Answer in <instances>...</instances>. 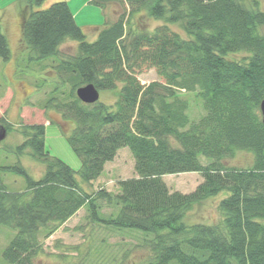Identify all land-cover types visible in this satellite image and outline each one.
Instances as JSON below:
<instances>
[{"label": "trees", "instance_id": "1", "mask_svg": "<svg viewBox=\"0 0 264 264\" xmlns=\"http://www.w3.org/2000/svg\"><path fill=\"white\" fill-rule=\"evenodd\" d=\"M27 1L22 31L34 54L30 59L52 60L56 72L45 107L74 121L68 142L82 165L76 172L46 151L44 124L21 125L25 139L11 153L19 157L30 150L46 170L35 180L19 163L0 166L26 181V190L13 192L0 178V225L16 231L4 251L7 263L34 264L43 249L42 233L52 235L87 207L94 222L151 234L145 240L151 258L144 264H264V11L259 0H119L124 12L107 21L94 41L77 24L67 0L46 9H37L46 0ZM109 1L92 3L106 15ZM141 13L163 23L137 29L131 18ZM174 24H181L187 37L174 31ZM68 40L78 43L77 54L64 58L61 46ZM238 52L249 56L243 62L228 59ZM0 58H11L1 24ZM150 69L159 80L143 84L139 75ZM88 84L100 93L117 92L116 100L83 103L76 91ZM190 94L204 110L196 120L189 115ZM0 126L9 132L12 124L1 118ZM125 147L137 176L120 180L116 195L87 192L83 184L97 180ZM238 151L254 154L250 169L222 163ZM201 157L212 162L204 165ZM189 172L203 177L192 193L172 192L163 179ZM223 191L228 195L218 204L220 224L186 223L196 205ZM98 200L115 201L118 213L101 218Z\"/></svg>", "mask_w": 264, "mask_h": 264}, {"label": "rangeland", "instance_id": "2", "mask_svg": "<svg viewBox=\"0 0 264 264\" xmlns=\"http://www.w3.org/2000/svg\"><path fill=\"white\" fill-rule=\"evenodd\" d=\"M60 0H46L37 9H46ZM27 0H0V24L11 49V58L7 61L0 58V120L5 118L12 124L6 138L0 142V166L21 164L29 175L39 180L45 173L46 163L38 161L30 154V150L16 157L11 151L25 139L21 125L44 124L46 126L45 148L52 157H56L74 171L81 169V159L73 151L68 135L75 127L73 120L65 119L56 110H47L46 100L53 86L50 83L56 72L52 69L53 61L38 62L30 59V52L23 38V8ZM77 24L82 27L89 41H94L97 28L107 21H116L124 12L119 0H110L107 13L92 3V0H67ZM264 11V0H259ZM131 23L138 29L153 30L163 22L148 17L145 13L136 14ZM183 37H187L181 24L171 26ZM264 35V28L260 30ZM78 43L66 41L61 46L62 57L69 58L77 54ZM247 52L233 53L228 59L243 62ZM143 84L159 80L155 70L150 69L139 75ZM50 80V81H49ZM66 89V88H64ZM68 91V90H67ZM117 92H101L100 100L112 104ZM190 99L189 115L198 119L204 113L202 103L194 94L187 95ZM2 124V123H1ZM174 145L177 143L172 140ZM9 151V153H8ZM201 162L208 165L211 159L201 157ZM222 163L227 168L250 169L254 165V154L249 151H238L233 157L226 158ZM135 160L129 148L118 151L116 158L105 165L103 174L90 184H83L84 189L94 194L105 190L111 194L119 193L118 182L122 179L134 178ZM79 181L80 177L77 176ZM0 178L9 191L23 192L26 190L24 177L13 173H5L0 169ZM164 181L172 192L192 193L203 182L201 174L196 172L178 175H165ZM228 195L223 191L209 197L188 212L185 221L188 224L203 223L220 224L223 216L218 204ZM99 216L110 218L118 213L116 202L108 203L98 200ZM16 231L0 225V264H8L4 251L15 237ZM151 234L136 229H117L112 226L94 222L87 207L81 208L74 216L64 223L52 235L45 237L42 233V251L33 259L34 264H144L151 258V251L145 240H151Z\"/></svg>", "mask_w": 264, "mask_h": 264}, {"label": "water", "instance_id": "3", "mask_svg": "<svg viewBox=\"0 0 264 264\" xmlns=\"http://www.w3.org/2000/svg\"><path fill=\"white\" fill-rule=\"evenodd\" d=\"M76 95L83 103L94 104L100 100L101 93L93 84H88L78 88ZM261 113L264 122V101L261 103ZM6 136L7 129L4 126H0V142H2Z\"/></svg>", "mask_w": 264, "mask_h": 264}, {"label": "crops", "instance_id": "4", "mask_svg": "<svg viewBox=\"0 0 264 264\" xmlns=\"http://www.w3.org/2000/svg\"><path fill=\"white\" fill-rule=\"evenodd\" d=\"M102 28H103V26L97 28V35H96V37L94 39H96L98 37V34H99V32L101 31Z\"/></svg>", "mask_w": 264, "mask_h": 264}]
</instances>
